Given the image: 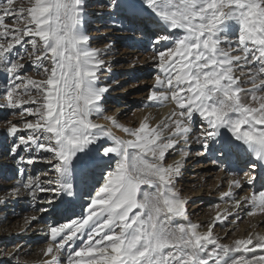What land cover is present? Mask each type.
<instances>
[{
  "label": "snow or ice",
  "instance_id": "obj_1",
  "mask_svg": "<svg viewBox=\"0 0 264 264\" xmlns=\"http://www.w3.org/2000/svg\"><path fill=\"white\" fill-rule=\"evenodd\" d=\"M26 4L0 0V73L11 81L5 102L22 120L10 122L7 134L15 138L12 153H29L21 162H43L54 175H28L13 195L24 189L37 200L50 192L64 212L81 209L49 227L46 264H264V236L250 233L229 245L214 235L216 222L232 213H218L206 231L191 222L176 189L182 160L166 163L178 150L183 158L178 146L198 117L196 142L205 150L214 142L225 157L243 151L264 167V0H113L124 19L155 25L149 37L158 45L157 71L147 100L174 105L161 122L153 125L148 115L134 128L105 115V61L85 30L86 0ZM100 118L111 127L95 122ZM245 175L252 184L255 177ZM81 188L86 205H77ZM242 203L251 206L249 216L264 213V191L234 201Z\"/></svg>",
  "mask_w": 264,
  "mask_h": 264
},
{
  "label": "bare ground",
  "instance_id": "obj_2",
  "mask_svg": "<svg viewBox=\"0 0 264 264\" xmlns=\"http://www.w3.org/2000/svg\"><path fill=\"white\" fill-rule=\"evenodd\" d=\"M135 21L139 22V26L140 25L146 26V29L149 27L151 28L152 26V24L150 23L149 24L144 23L145 20L143 17H141L140 19L134 20V21L125 19L123 28L130 29L129 24ZM126 23L128 25H126ZM125 39H127V41H124L120 45V47L121 46L125 47L126 50L124 51V54H126V56L129 55L130 57L124 56L122 58L120 57L119 59L126 60V61L133 59L134 61H136V59L138 58V53L141 52L144 49V47L141 46L140 45L141 42L137 41L138 39H135V37L133 36L125 35ZM156 47H158V45ZM101 50H103V59L106 65L110 61V59L108 58L105 59L104 57L105 56L104 53L107 50H104L102 48ZM116 54L118 55V52H116ZM152 56L153 55L149 54L147 55L145 60L140 61V63H142L141 69L138 70L140 75L147 77V75H149L152 71H157L156 68L154 67ZM134 64H137V62H135ZM27 66L28 65L26 64V67ZM10 84H11V81L7 80L3 73H0V85L3 86L2 92H1L2 93L1 98L3 99L0 98V112L9 109L6 106L5 93H6L7 87L10 86ZM149 105H150V102H148L147 100L146 105H144V111L142 115L138 117V123L134 122V125H135L134 127H137L139 123L143 120V118L148 115L151 116V123L153 125L161 122L162 120L166 118V116L161 118L162 113H164V110L162 109L158 110L159 106L152 107ZM107 126H108V123H107ZM108 127H111V125L109 124ZM114 130L115 129H113V131ZM118 134L122 138H127L124 133L120 134L118 132ZM14 139L15 138L12 136H9L6 131L0 132V241H1L0 242V252L6 251V247H10L6 251V254L0 257V264H46V261H49L50 257L43 256L44 249L36 245L38 244L39 239L44 237L46 234H47L46 237L49 236V232H48L49 227L55 226L62 222L66 223L68 222L69 217L73 219L78 218V215L81 212V209L79 206L75 208L76 215H73L72 213L64 212L63 211L64 206L60 205L59 199H54L55 194L50 193V192L43 193V194L37 193V197H38L37 200H33L30 196H28L27 191L24 189H20L19 196L13 195L14 190L20 187V183H22L23 180L26 179L28 175H31L34 177L40 176L42 181L52 177L50 175H47V176L43 175L46 172V170L41 171V168L43 167L50 168V165H47L40 161H37L31 165L27 164L26 162H21L19 159V156H24L26 160L29 153L25 151H20L19 156L12 153L11 149L13 147ZM184 145L185 143L181 141V144L178 146L179 149L184 150L183 149ZM197 146L202 147V145L198 143L196 144V147ZM189 147H192V149H194L193 148L194 146L191 143ZM188 148H185L186 152L183 151V153L185 154L183 158H182V155L180 154L181 153L180 150L176 151L175 153L169 154L166 158L167 164H172L174 161L182 160V164H183L182 171H181V175L178 178L177 184L182 183L184 181L185 173L188 170L189 165H190V160L196 157V155H193L192 157L189 158V156L192 154H191V151L190 152L188 151ZM216 148H219V145L215 144L214 142H210L209 149L205 150L204 148H202L201 151L205 156L209 157L213 155L214 152H218L215 150ZM246 154L247 153L240 151L238 153H234L228 157H225L222 153H219L218 158L216 159V162H218L221 165H218L217 163L216 164L213 163L215 164L216 167L222 168L219 174L217 175L216 183L219 182L218 185L220 187L223 186L225 188V191L221 194V202L224 205L219 206V208L214 209L213 217H210V218L200 217L197 220L194 219L195 211L203 207L205 205V200L208 199L207 196L209 195H207L206 189L201 191L200 189L193 190V188H191V190L188 191L189 194L186 193L187 197L188 195H190V198L197 197L195 198L196 199L195 204L192 202L193 200H188L186 196L181 195L180 190H177L181 198L187 201V205H186L187 210L191 208L193 204L195 205V206H192V212L189 213V217L192 223L201 225L200 231H206L207 225L213 222L214 217L218 213L224 214L226 212H230L232 214L228 215L229 217H237L236 216L237 214L241 215L242 213H244L247 210L246 209L247 205L242 203L240 208H236L234 201L240 200L243 197L250 195L254 190L258 189L260 185L264 184V167H261L258 162L250 158L249 154L247 155ZM39 155H45V154L41 152L39 153ZM244 161H247V163L253 162L257 164L255 168L250 167L248 168L250 169V171L248 170V172H246L250 174V176L255 177V180L252 184H248L247 182H245L246 180L245 181L241 180L239 177L235 176L236 174H232V172L240 173L242 171V169L244 168L243 167L244 163H246ZM20 169L25 170L24 177L19 175ZM246 176H248V179H249V175H246ZM236 180H239L241 182V187L239 188L234 187V186L230 187V182L236 181ZM43 186L48 187L47 184H44ZM181 187L183 186L181 185ZM247 188L249 189L248 192H247L248 190ZM212 189H213V186L209 188V190H212ZM227 192H231L232 196L224 197L223 194ZM205 193L206 195H204ZM41 196H43L46 199L53 200V203L52 204L43 203L40 199ZM86 196L87 195L84 194V191L81 188V191L79 193L80 198L78 200L76 197H66V199L77 200V205H79L80 203L84 204V202H87ZM15 205L21 206L20 214L23 212L27 213V214H22L23 222L19 226H15L16 221H14L16 218V215H18V212L14 210ZM54 205H60V206L55 207ZM49 212L54 213V215H57V214L58 215L56 216L54 220H52L51 218L49 222L45 224L44 223L45 217L47 216ZM235 212H237V214H235ZM34 216L36 217V219L32 220L31 218ZM229 220L230 218L227 217L226 220H224L223 222H216L215 225L222 226L226 222L228 223ZM263 223H264V213H262L260 216H256V218L255 217L251 218L250 224H249L250 228L245 230L243 234H242V231L239 229L237 231V235L231 236L232 234H229V232H227L226 234L227 236L225 239L222 240L221 238H218V240L221 243L231 245L233 241H235L236 239L247 238V236L250 233L253 234L254 236L256 234L264 236V231L259 228L260 225H262ZM231 224H229L228 231H231L229 230L231 228ZM213 233L215 235V230H213ZM233 255L239 257L240 255H242V253H235ZM252 255H253L252 253L248 254L249 257H251Z\"/></svg>",
  "mask_w": 264,
  "mask_h": 264
},
{
  "label": "rangeland",
  "instance_id": "obj_3",
  "mask_svg": "<svg viewBox=\"0 0 264 264\" xmlns=\"http://www.w3.org/2000/svg\"><path fill=\"white\" fill-rule=\"evenodd\" d=\"M21 4L27 6L26 0H17V6H20ZM86 5H87V9H86L85 30L91 37V46L96 49L102 48L104 50H107L104 53L105 55L104 57L105 59L106 58L110 59V61L105 65V68L101 73L102 85L109 86V92L105 95V99L102 102L107 110L105 112V115L115 116L118 122L123 126L134 128L135 126L134 122L138 123V117L142 115L144 111V105H146L147 103L149 90L153 88V85L155 83L154 77L156 75V71H152L149 75H147V77L140 75L138 72V70L141 69V65H142L140 61L145 60L147 55L149 54L154 55L155 47L157 45H154L151 42V39L154 38H150L149 33L150 31L155 29V25L152 24L151 28L149 27L146 29V26L144 25L139 26V22L135 21L129 24L130 29H124L123 26L125 22L124 19L125 14L116 12V9L112 6L113 0H94V1L88 0L86 1ZM144 20H145L144 23L149 24V22L146 19ZM126 25L128 24L126 23ZM125 35L135 37V39H138L137 41L141 42L140 45L144 47V49L138 53V58L136 59V61H134L133 59L127 61L119 59L120 57L122 58L126 56V54H124L126 48L122 46L120 47V45L124 41H127V39H125ZM116 52H118V55L116 54ZM126 57H130V56L127 55ZM135 62H137V64H134ZM26 68H27V72H26L27 75L33 77L36 75L34 69H32L30 66H27ZM2 88L3 86L0 85V89H1L0 98L2 97V93H1ZM25 107H34V106L27 105ZM173 107L174 105L172 104L159 106L158 110L160 109L164 110V113H162L161 118L165 116L167 117L172 111ZM25 119H34V118L26 116ZM196 119H197V123L194 126L193 132L190 134L187 144H185L183 148L184 149L183 151L186 152L185 148H188L191 143L194 146L193 147L194 149H192V147L188 148V151L189 152L191 151L192 154L189 156V158L192 157L193 155H196V157L190 160V165L185 173L184 181L176 185V189L180 190L181 195L186 197L187 194H189L188 191H190L191 188H193V190L200 189L201 191L206 189L207 195H209L207 196L208 199L205 200V205L203 207L195 211L194 213L195 220L199 219L200 217H205V218L213 217L214 216L213 211L214 209L217 208L215 206L224 205L221 202V194L225 191V188L223 186L220 187L218 185L219 182L216 183L217 175L222 169L221 167L215 166L216 163L218 165H221L218 162H216V159L218 158V154L220 152H214L215 154L213 153V155L208 157L202 153L201 150L203 147L200 146L196 147L197 144L196 139L199 135L200 124L202 123L201 121H199L198 117ZM10 122L12 124H18V125L22 124L19 109H15V110L7 109L5 111L0 112V132L2 131L7 132V128L10 126ZM95 122L102 124L105 127L109 126L108 121L104 120L103 118L96 119ZM117 131L118 130L116 129L114 130L116 135L118 134V132L122 134V132L120 131L117 132ZM117 136H119V134ZM93 146L95 147V145ZM44 154L46 155L47 153ZM244 162L246 163H244L243 166L244 168L242 169V171L240 173L232 172V174H236L235 176L239 177L241 180L244 181L246 180L245 182H247L248 176H246L245 173L248 172V170L250 171V169L248 168L252 167L253 162L250 163H247V161ZM45 168L46 167L41 168V171L46 170L48 175L50 176L54 175L51 172L50 168H46V169ZM181 185L183 187H181ZM211 186H213V189L209 190ZM248 191L249 189L247 190V192ZM259 191H264V184L260 185L258 189L254 190L252 193L254 192L258 193ZM204 195H206V193ZM187 198L188 200H193L192 202L195 204L196 202L195 198L197 197L190 198V195H188ZM86 199L88 202L87 196ZM87 202H84V204L86 205ZM194 204L192 206H195ZM192 206L187 210L188 214L192 212ZM14 207H15L14 210L18 212V215H16V218L14 220L16 221L15 226H19L23 222L22 214H27V213L23 212L20 214L21 206L19 205H15ZM246 209L247 210L246 211L244 210L245 212L242 213L241 215H238L237 212H235V214H237L236 215L237 217L228 216V218H230L228 223L226 222L222 226L215 225L213 230H215V236L217 237V239L218 238H221L222 240L225 239L227 236L226 235L227 232H229V234H232L231 236L237 235V231L239 229L242 231L243 234L245 230L250 228L249 225L250 219L253 217L256 218V216H260L262 214L257 212L256 215L249 216L247 215V213L252 210L251 206L247 205ZM57 215H54V213L49 212L45 217L44 223L47 224L51 218L52 220H54ZM229 224H231V228L229 229L231 231H228ZM259 228L264 231V223L260 225ZM46 236L47 234L41 239H39L38 244H36L37 246L42 247L44 250L47 248V246L50 243H52L50 236L48 237ZM9 248L10 247H6V251ZM6 251L0 252V257L4 256L6 254ZM43 256L45 255L43 254Z\"/></svg>",
  "mask_w": 264,
  "mask_h": 264
}]
</instances>
